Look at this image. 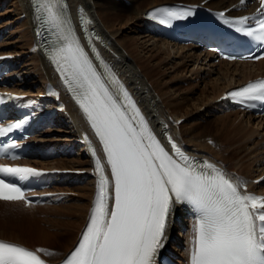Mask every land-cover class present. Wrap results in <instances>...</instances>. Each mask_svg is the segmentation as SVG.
Listing matches in <instances>:
<instances>
[{"label": "snow or ice", "instance_id": "snow-or-ice-1", "mask_svg": "<svg viewBox=\"0 0 264 264\" xmlns=\"http://www.w3.org/2000/svg\"><path fill=\"white\" fill-rule=\"evenodd\" d=\"M31 4L34 18L51 32L48 59L98 138L111 177L85 137L98 174L97 193L81 239L64 264H156L176 205L195 213L189 264H264V197L242 194L240 185L216 164L185 154L171 136H167L171 152L166 150L89 37V47L104 71L97 70L71 25L66 0H31ZM259 4L256 16L233 20L223 12L218 16L264 49V0ZM192 15L191 8L184 7L148 13L166 26ZM251 20L257 27L248 26ZM243 58L264 59V51ZM227 96L244 107H255L253 102H264V80ZM5 99L21 98L0 97V103ZM26 123L23 118L0 126V137L22 130ZM9 147H17L14 140L10 146L0 144V157L20 159ZM40 175L35 168L0 165V201L30 204L23 181ZM38 253L50 254L0 240V264H45Z\"/></svg>", "mask_w": 264, "mask_h": 264}, {"label": "bare ground", "instance_id": "bare-ground-1", "mask_svg": "<svg viewBox=\"0 0 264 264\" xmlns=\"http://www.w3.org/2000/svg\"><path fill=\"white\" fill-rule=\"evenodd\" d=\"M236 1L68 0L76 20L79 6L90 17L91 26L101 37L102 51L108 64L123 78L164 144L170 147L167 136H171L191 157L216 164L234 181L235 177H244L251 189L258 188L264 192V118L228 109L221 99L230 88L264 73V59L214 63L209 60L210 53H201L194 47L177 45L153 36L144 19L147 10L160 4L202 3L223 9ZM4 6L5 11L0 8V56L11 61L12 69L8 74L13 76V80L10 89L21 98L18 101L33 102L48 87H61L59 75L42 54L30 51L38 40L39 31L31 10V0H0V7ZM7 17L9 20L3 21ZM180 82L187 87H180ZM197 88L199 92L194 96L192 91ZM62 96L66 102L64 110L52 113L57 115L54 125L58 126L32 138L37 148L30 152L26 163L40 169L58 170L60 179L65 182L58 183L53 191L65 199L56 205L44 203L31 206L34 208L32 212L18 208V202L0 201V240L45 249L50 254L41 255L49 264L65 260L80 239L95 189L89 157L85 146L78 142L83 133L91 137L92 133L79 107L64 91ZM34 106L39 108L37 104ZM50 107L53 108V104L48 105V109ZM209 119L214 120L198 125V120ZM176 121H180L179 124ZM49 147L60 148L63 153L72 149H77V152L73 156L41 159L44 150ZM61 184L70 186L60 187ZM58 205L60 217L52 220L55 226L52 231L25 229L17 220L32 217L40 208ZM183 211L181 205L174 207L164 246L159 252L170 248L175 257L187 254L192 229L185 233L181 231L184 224H179L177 219L188 222ZM191 226L190 222L188 227ZM23 234L27 239L38 242L39 246L24 242ZM183 245L187 246L185 251L180 248Z\"/></svg>", "mask_w": 264, "mask_h": 264}, {"label": "rangeland", "instance_id": "rangeland-1", "mask_svg": "<svg viewBox=\"0 0 264 264\" xmlns=\"http://www.w3.org/2000/svg\"><path fill=\"white\" fill-rule=\"evenodd\" d=\"M122 1V0H120ZM136 1H140V0H136ZM135 4V3H134ZM5 7H0L1 10H4L5 11ZM2 11V12H4ZM9 17L7 18H4L3 21H6V20H9L8 19ZM170 76V75H169ZM171 77V76H170ZM202 83V82H200ZM180 87L182 88H186L187 85L185 86V83H181L180 82ZM199 87V86H198ZM192 91V89H190ZM194 96L196 94H198L199 92V88H197L195 91H192ZM223 115V114H222ZM217 116H220V115H217ZM214 119H209V120H206V121H200L198 120L197 122H199L198 125H203V124H209L211 123V121H213ZM229 147V145L227 146ZM70 189H67L68 192L71 193V191H69ZM51 205V204H50ZM60 205L58 206H46V207H43V208H40L37 210V212L34 213V215L30 218H25V217H22V218H17V220H19L20 222H22L21 224H23V227L25 229H33V230H38V231H45V230H49V231H52L54 230L55 226H54V222H52L53 219H58L57 216L60 217L59 215V212H60V208H59ZM34 211V210H33ZM39 216V217H38ZM45 218V219H44ZM44 219V220H43ZM1 221H4V220H1ZM32 221V222H31ZM29 222V223H28ZM25 223V224H24ZM34 225H33V224ZM31 225V226H30ZM28 226V227H27ZM12 231H14V229H12ZM16 231V230H15ZM14 231V232H15ZM16 233V232H15ZM24 235V234H23ZM26 235H24V237L22 235H20V237L22 238V240L24 242H26L27 244H31V245H35L37 246L39 243L32 240V239H27L25 237ZM39 246V245H38Z\"/></svg>", "mask_w": 264, "mask_h": 264}]
</instances>
